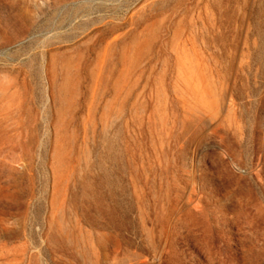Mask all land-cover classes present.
Here are the masks:
<instances>
[{
	"label": "rangeland",
	"instance_id": "rangeland-1",
	"mask_svg": "<svg viewBox=\"0 0 264 264\" xmlns=\"http://www.w3.org/2000/svg\"><path fill=\"white\" fill-rule=\"evenodd\" d=\"M0 264H264V0H0Z\"/></svg>",
	"mask_w": 264,
	"mask_h": 264
}]
</instances>
